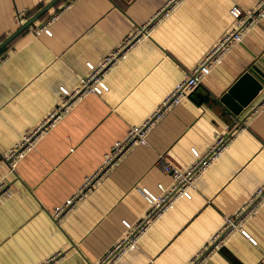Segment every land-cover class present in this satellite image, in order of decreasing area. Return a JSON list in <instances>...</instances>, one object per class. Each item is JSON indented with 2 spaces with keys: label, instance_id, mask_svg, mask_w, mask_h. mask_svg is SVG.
I'll return each mask as SVG.
<instances>
[{
  "label": "crops",
  "instance_id": "crops-1",
  "mask_svg": "<svg viewBox=\"0 0 264 264\" xmlns=\"http://www.w3.org/2000/svg\"><path fill=\"white\" fill-rule=\"evenodd\" d=\"M46 1L0 0V40L18 18L23 21ZM179 1L58 0L3 46L0 178L13 194L0 202V264H182L224 216L232 225L201 264H264V201L252 214H235L264 179V101L247 116V105L232 113L219 100L243 71L261 83L251 103L264 95V12L199 85L152 119L144 143L127 146L57 222L49 215L128 127L143 120L175 80L234 28L228 8L244 13L254 0ZM165 5L166 16L144 33L151 14ZM52 15L49 35L34 31ZM134 29L145 36L108 64V89L87 92L66 107L5 174L1 152L54 109L58 86L72 89L86 61L97 64ZM217 132L231 135L196 177L191 198L173 201L149 220L133 247L119 252L122 222L133 230L147 207L137 187L155 193L157 183L170 184V175L155 164L157 156L186 165L190 148L203 151Z\"/></svg>",
  "mask_w": 264,
  "mask_h": 264
},
{
  "label": "built area",
  "instance_id": "built-area-1",
  "mask_svg": "<svg viewBox=\"0 0 264 264\" xmlns=\"http://www.w3.org/2000/svg\"><path fill=\"white\" fill-rule=\"evenodd\" d=\"M228 12L234 18V28L227 31L195 64L187 68L161 96V98H159L155 106L149 111L148 115L140 122L130 125L124 137L110 147L109 151L104 154L101 164H99L95 171L88 176H85L78 188L73 191L68 198L50 210L49 215L54 221L57 222L61 216L70 209L74 204V201L98 181L100 172L105 167L111 165L127 146L133 143L140 144L145 142V135L152 119L167 106L178 103L195 86L202 82L203 78L209 73L211 68L220 62L222 56L227 52L229 45L240 41L242 35L246 33L263 14L264 0H254L244 13L235 5L230 6ZM22 19V16L18 18L17 23H21ZM40 30L45 35L50 34L49 28L42 27ZM37 31L38 30H35V32ZM124 39H122L123 41L119 42V44L125 43L126 40L128 41V39ZM115 51L116 48H113L108 54L100 57L97 64L86 61L85 73L79 77L78 83L72 89L69 90L64 86H58L59 100L54 109H52L37 126L29 132L23 133L17 141L1 152V159L5 166V174L14 170L18 159L24 154V152L34 146V143L43 135L53 121L58 118L59 114L64 113L66 107L87 92L101 94L108 89L104 75L108 64L117 57L114 55ZM263 101L264 95L257 102L251 103V101H249L247 104L249 110L247 116H250L251 113L258 110ZM230 135L231 134L224 135L222 132H217L211 143L203 151L191 147L190 153L192 159L188 164L183 166L168 161L162 155L157 156L155 164L161 171L167 172L170 175V184L164 186L161 183H157V192L155 193L150 191L146 186L137 187L139 193L142 194L147 201V207L144 211L143 217L138 220L133 230L128 222H122L125 227V232L119 242L115 245V248H118L119 252L126 248L133 247L136 235L139 236L142 234L149 220H155L173 201L177 199L189 200L191 198L192 193L195 190L194 181L196 177L204 170L211 160L217 156ZM12 194V190L1 177L0 202L11 197ZM263 201L264 179L254 188L241 208H238L235 211V214H252L257 206ZM230 225H232L231 218L224 216L218 225L219 228H217L215 232H212L182 264H201L208 252L219 246V242L222 239V237H220L222 235L221 232ZM239 230L251 243H254V240L242 229ZM111 252L112 250H110L108 254ZM60 258L63 259L64 256L61 255ZM49 264H53V261L50 260Z\"/></svg>",
  "mask_w": 264,
  "mask_h": 264
},
{
  "label": "water",
  "instance_id": "water-1",
  "mask_svg": "<svg viewBox=\"0 0 264 264\" xmlns=\"http://www.w3.org/2000/svg\"><path fill=\"white\" fill-rule=\"evenodd\" d=\"M58 0H48L35 12L26 17L16 28L0 40V49L9 43L14 37L38 19L46 10ZM261 83L248 71H243L238 78L219 96V100L232 113H237L246 106L252 97L260 89Z\"/></svg>",
  "mask_w": 264,
  "mask_h": 264
},
{
  "label": "rangeland",
  "instance_id": "rangeland-1",
  "mask_svg": "<svg viewBox=\"0 0 264 264\" xmlns=\"http://www.w3.org/2000/svg\"><path fill=\"white\" fill-rule=\"evenodd\" d=\"M184 0H180L179 2H183ZM165 11H164V9H163V12H162V14H160L159 16H157V17H154L157 13L156 12H153L152 14H151V18H149V19H152V20H150V21H148L145 25H146V27H147V29L144 31V33L145 32H149L151 29H152V27H154L155 26V24L158 22V21H160L161 20V18H163V17H165L166 15H165ZM26 15V14H25ZM43 15V14H42ZM41 15V16H42ZM57 15V14H56ZM56 15H52V16H48V17H46V19L41 23V25L38 27V28H36V29H34V31L35 30H39V29H41L42 27H44V28H48V25H47V23L49 22V21H52V19L56 16ZM159 17V18H158ZM39 18V17H38ZM148 19V20H149ZM157 19V20H156ZM154 20V21H153ZM152 22V23H151ZM144 25V24H143ZM139 31V29H137V30H135L134 29V31H132V32H129L127 35L125 34L124 36H123V38L122 39H124V38H126V39H128V41L126 40L125 41V43H120V44H118L115 48H116V51H115V57L116 56H118V55H122L123 54V52H124V50L129 46V44H130V42H132V41H135L137 38H138V35H139V37H144L145 36V34L144 33H141L140 34V31ZM143 31V30H142ZM125 40V39H124ZM121 41H123V40H121ZM3 48V47H2ZM2 48L0 49V52H1V50H2ZM257 98V97H256ZM255 99V97L254 98H252V100H254Z\"/></svg>",
  "mask_w": 264,
  "mask_h": 264
},
{
  "label": "trees",
  "instance_id": "trees-1",
  "mask_svg": "<svg viewBox=\"0 0 264 264\" xmlns=\"http://www.w3.org/2000/svg\"><path fill=\"white\" fill-rule=\"evenodd\" d=\"M166 7H167V5H165L162 9H160L154 17L159 16V14H161V12L163 11V9H165Z\"/></svg>",
  "mask_w": 264,
  "mask_h": 264
}]
</instances>
